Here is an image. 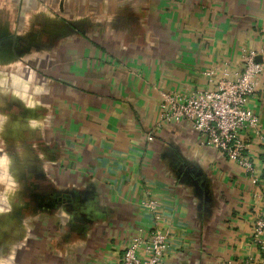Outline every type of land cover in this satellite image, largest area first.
<instances>
[{
    "label": "crops",
    "instance_id": "obj_1",
    "mask_svg": "<svg viewBox=\"0 0 264 264\" xmlns=\"http://www.w3.org/2000/svg\"><path fill=\"white\" fill-rule=\"evenodd\" d=\"M263 47L264 0H0V264H114L147 198L171 227L162 264L257 259L258 141L252 184L156 122L159 92L208 88L204 71ZM246 106L264 135V70Z\"/></svg>",
    "mask_w": 264,
    "mask_h": 264
},
{
    "label": "built area",
    "instance_id": "obj_2",
    "mask_svg": "<svg viewBox=\"0 0 264 264\" xmlns=\"http://www.w3.org/2000/svg\"><path fill=\"white\" fill-rule=\"evenodd\" d=\"M263 49L242 50L238 70L214 69L203 72L208 88H197L189 93L159 92V116L157 127L168 124H185L220 156L243 170L252 184L260 182L251 159V140L258 141L264 159V135L258 117L246 106L258 85V77L264 70ZM229 69V68H228ZM251 134L250 137L246 135ZM152 140V136H148ZM260 208L252 217L250 241L257 248V259L248 257L240 264H264V187L254 194ZM257 206V207H259ZM141 210L151 216V225L139 227L131 235L114 264H162L172 244L170 225L157 226L158 202L147 198L140 203ZM256 208V207H254Z\"/></svg>",
    "mask_w": 264,
    "mask_h": 264
},
{
    "label": "water",
    "instance_id": "obj_3",
    "mask_svg": "<svg viewBox=\"0 0 264 264\" xmlns=\"http://www.w3.org/2000/svg\"><path fill=\"white\" fill-rule=\"evenodd\" d=\"M7 38H8L7 36H4V37H3L4 40H7ZM10 38H11V37H9V39H10ZM3 39H2V40H3ZM3 47H4V46H3ZM260 59H261L260 57L257 58L258 61H260Z\"/></svg>",
    "mask_w": 264,
    "mask_h": 264
},
{
    "label": "rangeland",
    "instance_id": "obj_4",
    "mask_svg": "<svg viewBox=\"0 0 264 264\" xmlns=\"http://www.w3.org/2000/svg\"><path fill=\"white\" fill-rule=\"evenodd\" d=\"M14 3H17V1L19 2L20 0H12ZM27 0H23V3L26 2ZM30 2H32V0H30ZM16 9V8H15Z\"/></svg>",
    "mask_w": 264,
    "mask_h": 264
}]
</instances>
